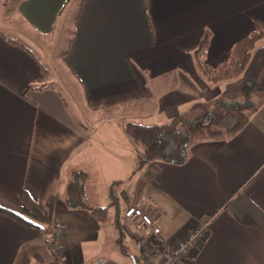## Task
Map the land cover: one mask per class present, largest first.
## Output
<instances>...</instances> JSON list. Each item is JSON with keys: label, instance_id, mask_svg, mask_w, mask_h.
I'll return each instance as SVG.
<instances>
[{"label": "crops", "instance_id": "crops-1", "mask_svg": "<svg viewBox=\"0 0 264 264\" xmlns=\"http://www.w3.org/2000/svg\"><path fill=\"white\" fill-rule=\"evenodd\" d=\"M14 1L0 27V195L41 201L48 225L0 212V264H147L142 250L154 240L123 216L137 202L165 250L207 221L177 264H264V104L239 131L195 141L181 164L135 172L140 149L125 129L218 97L225 84L202 72L200 39L210 32L205 61L218 63L264 25V0ZM80 171L84 205L69 207ZM105 206L99 221L92 208Z\"/></svg>", "mask_w": 264, "mask_h": 264}, {"label": "trees", "instance_id": "trees-1", "mask_svg": "<svg viewBox=\"0 0 264 264\" xmlns=\"http://www.w3.org/2000/svg\"><path fill=\"white\" fill-rule=\"evenodd\" d=\"M256 27V30L238 40L216 64L205 61L210 32L207 30L202 35L195 55L209 80L225 84L218 97L196 102L167 123L126 124L127 134L140 149L135 172L150 161L184 163L189 147L195 141L233 134L249 122L251 116L264 104V44L258 45L264 36V25L257 21ZM86 176L85 171L76 172L69 183L66 199L69 207L84 205L83 183ZM110 195L113 197L111 205L118 206L119 196L114 184L111 185ZM106 210L107 206L92 208V213L99 221H103L106 216H102V212ZM0 212L39 230H44L48 225L46 207L26 192L22 195L21 203L0 195ZM120 221L118 207L114 222L121 236ZM118 243L122 244L121 238Z\"/></svg>", "mask_w": 264, "mask_h": 264}, {"label": "built area", "instance_id": "built-area-1", "mask_svg": "<svg viewBox=\"0 0 264 264\" xmlns=\"http://www.w3.org/2000/svg\"><path fill=\"white\" fill-rule=\"evenodd\" d=\"M143 203L137 202L128 205L123 212V216L137 230L146 232L154 240L142 250V255L146 258L147 264H177L190 250H192L197 241L207 235V221L192 229L176 245L165 250V243L159 238L160 227L157 222L143 210Z\"/></svg>", "mask_w": 264, "mask_h": 264}, {"label": "rangeland", "instance_id": "rangeland-1", "mask_svg": "<svg viewBox=\"0 0 264 264\" xmlns=\"http://www.w3.org/2000/svg\"><path fill=\"white\" fill-rule=\"evenodd\" d=\"M15 2L14 0H12L9 4L5 3L4 6L0 5V27L1 25L5 24V12L9 13V15L11 14V16L14 17V12L11 11L12 7L11 4ZM10 10V11H7ZM71 30H72V24L71 21H69V23L67 24L66 30L65 32L62 33V35L60 36V38L58 39V44L57 47H55V52L56 55L59 56L60 53L64 52L66 50V46L69 43V40L71 38ZM264 44V39H261L258 42V45H263Z\"/></svg>", "mask_w": 264, "mask_h": 264}]
</instances>
